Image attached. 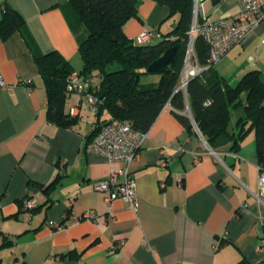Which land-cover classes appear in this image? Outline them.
<instances>
[{
  "label": "crops",
  "instance_id": "0c3cea01",
  "mask_svg": "<svg viewBox=\"0 0 264 264\" xmlns=\"http://www.w3.org/2000/svg\"><path fill=\"white\" fill-rule=\"evenodd\" d=\"M66 1L0 0V21L5 4L25 21L23 33L0 37V77L8 86L0 89V264H264V186L258 185L253 133L237 151L227 145L216 158L188 112L165 106L131 166L136 213L93 190L110 169L87 142L109 118L98 119L87 107V90L98 79L85 89L78 77L80 88L66 99L64 112L78 118L76 126L48 123L44 83L27 43L41 54L58 52L79 73L82 32L70 24ZM137 1L138 19L124 25V35L135 42L147 29L148 44H156L177 17L167 19L168 8L155 0ZM199 4L200 13L216 21L236 14L240 0ZM263 38L264 21L204 74L206 81L218 77L234 86L255 71L264 82ZM149 77L143 85L159 82V75ZM178 114L191 121V132ZM236 117L232 113L233 127ZM27 196L36 201L33 209L24 207ZM89 211L95 221L81 219Z\"/></svg>",
  "mask_w": 264,
  "mask_h": 264
},
{
  "label": "trees",
  "instance_id": "16d2710c",
  "mask_svg": "<svg viewBox=\"0 0 264 264\" xmlns=\"http://www.w3.org/2000/svg\"><path fill=\"white\" fill-rule=\"evenodd\" d=\"M155 1L168 8L167 19L177 17L173 30L156 44H137L124 35V25L131 19H138L137 0L66 1L70 24L77 32H82L77 36L82 60L77 76L86 81L98 79V85L91 87L88 94L97 99L94 113L98 119L104 114L109 117L97 123L98 127L87 137L88 144L110 119L128 121L136 132L146 133L169 103L179 113L188 109L194 126L213 152L227 145L235 152L253 133L258 168L264 172V82L259 72L246 73L232 86L218 77L206 81L204 74L209 69L188 81L186 98L182 91L175 92L184 68L193 0ZM24 29V19L5 4L0 37L6 39L15 31L23 33ZM27 43L44 83L48 123L61 128L76 126L78 118L64 112L67 97L78 91L72 87L74 69L58 52L41 54L31 42ZM171 48H176L171 67L160 74L148 73L149 64ZM193 49L195 62L204 66L209 48L198 34L194 37ZM147 75H159V82L140 84L141 77ZM232 113L237 115L234 127ZM178 119L189 132L193 130L186 116L178 114ZM54 184L55 181L47 188ZM5 245L7 243L1 247Z\"/></svg>",
  "mask_w": 264,
  "mask_h": 264
},
{
  "label": "built area",
  "instance_id": "2783aa9c",
  "mask_svg": "<svg viewBox=\"0 0 264 264\" xmlns=\"http://www.w3.org/2000/svg\"><path fill=\"white\" fill-rule=\"evenodd\" d=\"M199 6V0H193V19L184 58V68L180 84L175 90V92L182 91L185 98L186 86L191 78L200 76L211 69L233 47L240 45L252 29L264 21V0H240V7L236 14L216 21H211L202 15ZM196 34L201 36L209 48L208 59L204 66H199L195 62L193 45ZM151 37V31L146 29L136 38L135 43L146 44ZM71 81L74 89L80 88L77 74L71 76ZM84 87L87 89V84ZM7 88L8 86L0 77V89ZM169 106L167 103L166 107ZM87 107L91 112L97 110V99L89 94L87 95ZM185 112H188L187 108ZM145 138L146 133L139 134L136 132L130 122L110 119L100 128L89 144L90 151L104 158L110 166L108 177L95 181L93 190L104 194L107 203L120 199L134 213L137 211V200L136 186L131 176V166L136 160ZM211 153L218 158L217 153L213 151ZM162 157L163 152L160 151V165L164 164ZM115 163H121L123 167L115 168L113 166ZM258 185L264 186V172L259 173ZM23 204L26 209H33L36 206V201L31 196H27ZM95 218V214L91 211L81 216V219L91 221H95ZM262 226L264 228V221ZM54 227L57 230L64 229L62 225H55ZM120 245L121 242L115 243L111 248L112 252L118 250Z\"/></svg>",
  "mask_w": 264,
  "mask_h": 264
},
{
  "label": "water",
  "instance_id": "95a60500",
  "mask_svg": "<svg viewBox=\"0 0 264 264\" xmlns=\"http://www.w3.org/2000/svg\"><path fill=\"white\" fill-rule=\"evenodd\" d=\"M175 52H176V48H171L164 51L159 57H157L153 62L149 64V66L147 67V72L152 74H160L166 69H169L174 62ZM87 82L89 81L82 80L83 84ZM89 90L90 88H88L87 92H89ZM204 143L207 146L205 141ZM210 152L212 151L210 150Z\"/></svg>",
  "mask_w": 264,
  "mask_h": 264
},
{
  "label": "rangeland",
  "instance_id": "374dc122",
  "mask_svg": "<svg viewBox=\"0 0 264 264\" xmlns=\"http://www.w3.org/2000/svg\"><path fill=\"white\" fill-rule=\"evenodd\" d=\"M150 75H147V76H142L141 78V80H140V84H144V82H146L147 80H148V78H150L149 77Z\"/></svg>",
  "mask_w": 264,
  "mask_h": 264
}]
</instances>
